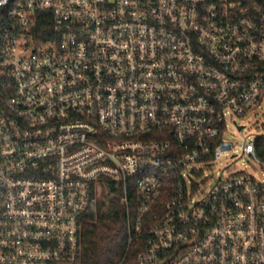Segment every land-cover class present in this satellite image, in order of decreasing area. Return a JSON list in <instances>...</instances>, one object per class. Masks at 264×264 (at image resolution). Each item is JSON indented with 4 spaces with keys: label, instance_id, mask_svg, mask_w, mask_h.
I'll list each match as a JSON object with an SVG mask.
<instances>
[{
    "label": "built area",
    "instance_id": "built-area-1",
    "mask_svg": "<svg viewBox=\"0 0 264 264\" xmlns=\"http://www.w3.org/2000/svg\"><path fill=\"white\" fill-rule=\"evenodd\" d=\"M263 107L264 0H0V264L78 261L109 181L134 264H264V136L215 171Z\"/></svg>",
    "mask_w": 264,
    "mask_h": 264
},
{
    "label": "trees",
    "instance_id": "trees-1",
    "mask_svg": "<svg viewBox=\"0 0 264 264\" xmlns=\"http://www.w3.org/2000/svg\"><path fill=\"white\" fill-rule=\"evenodd\" d=\"M109 191L98 199L96 209L83 217L81 258L71 264H134L144 250L143 240L129 245L127 209L122 188L109 181ZM129 247V249H128Z\"/></svg>",
    "mask_w": 264,
    "mask_h": 264
},
{
    "label": "rangeland",
    "instance_id": "rangeland-1",
    "mask_svg": "<svg viewBox=\"0 0 264 264\" xmlns=\"http://www.w3.org/2000/svg\"><path fill=\"white\" fill-rule=\"evenodd\" d=\"M239 122L240 124L245 125V131L240 132L235 125L230 123L227 137L231 139L234 142L236 148H238L240 157L238 159H232L230 156H228L218 160L215 165V171L223 170L227 175L246 172L255 177H259L260 170L258 169V166L254 161H251L249 156L243 155V151L240 147L243 145L245 137L248 134H251V138L264 136V107L257 109L253 114L244 120L239 119ZM207 170L206 172L210 171ZM201 181V179L198 180V182Z\"/></svg>",
    "mask_w": 264,
    "mask_h": 264
}]
</instances>
